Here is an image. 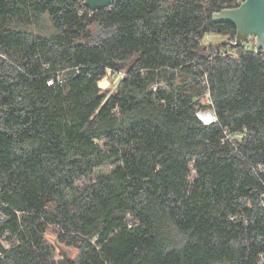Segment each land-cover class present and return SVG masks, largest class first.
<instances>
[{
  "label": "trees",
  "instance_id": "obj_1",
  "mask_svg": "<svg viewBox=\"0 0 264 264\" xmlns=\"http://www.w3.org/2000/svg\"><path fill=\"white\" fill-rule=\"evenodd\" d=\"M242 1L0 0V264H56L50 227L73 264L263 263L264 49L205 40Z\"/></svg>",
  "mask_w": 264,
  "mask_h": 264
},
{
  "label": "water",
  "instance_id": "obj_2",
  "mask_svg": "<svg viewBox=\"0 0 264 264\" xmlns=\"http://www.w3.org/2000/svg\"><path fill=\"white\" fill-rule=\"evenodd\" d=\"M121 0H85L86 6L92 10L102 9L112 3ZM214 22H226L233 24L237 28L234 47L242 45L244 42L255 37V51L264 49V0H243L238 6L223 8L212 14ZM198 116L201 118L200 113ZM215 117L208 122L210 123ZM54 244L60 250V257L56 264H73L71 248L60 243L57 238Z\"/></svg>",
  "mask_w": 264,
  "mask_h": 264
},
{
  "label": "rangeland",
  "instance_id": "obj_3",
  "mask_svg": "<svg viewBox=\"0 0 264 264\" xmlns=\"http://www.w3.org/2000/svg\"><path fill=\"white\" fill-rule=\"evenodd\" d=\"M205 40H206V42H208V44H215V45L218 43H221V42H225L226 45L228 44V46H225L227 49L230 48L229 46L231 45V42H233V40H231L228 36L219 35L217 33L207 34L205 37ZM244 43L255 48V37L251 38L250 40H248ZM110 73H108L99 82L103 91H111V92L114 91L118 82H119V75L120 74L117 76H114L113 74H110ZM204 103L210 104V99L208 96L205 98ZM208 112H211V111H208ZM103 169L104 170L102 172L105 173L107 171V168H103ZM97 174H99V172H96L93 176L86 178L83 181L78 182V185L83 186L87 183L92 182L96 178ZM55 237H56L55 229L53 227H50L49 230L47 231V238L50 241L54 242ZM71 250H72V256L71 257H72V259H74L77 256L78 252H77V250H75L73 248H71ZM60 255H61L60 250H59V248H57V250H56V256L57 257L56 258L60 257Z\"/></svg>",
  "mask_w": 264,
  "mask_h": 264
},
{
  "label": "bare ground",
  "instance_id": "obj_4",
  "mask_svg": "<svg viewBox=\"0 0 264 264\" xmlns=\"http://www.w3.org/2000/svg\"><path fill=\"white\" fill-rule=\"evenodd\" d=\"M200 115L205 122H208L209 120L213 119V117H215V114L213 112H200Z\"/></svg>",
  "mask_w": 264,
  "mask_h": 264
},
{
  "label": "built area",
  "instance_id": "obj_5",
  "mask_svg": "<svg viewBox=\"0 0 264 264\" xmlns=\"http://www.w3.org/2000/svg\"><path fill=\"white\" fill-rule=\"evenodd\" d=\"M123 76H124V73L120 72L119 80H120L121 78H123ZM0 241H2L3 243H5V242L2 240L1 237H0ZM6 245L8 246L9 244H6ZM262 264H264V260H263V263H262Z\"/></svg>",
  "mask_w": 264,
  "mask_h": 264
}]
</instances>
